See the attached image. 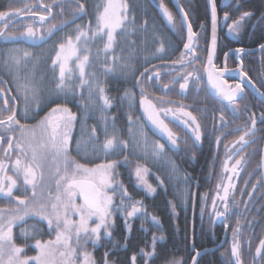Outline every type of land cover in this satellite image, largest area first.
Returning a JSON list of instances; mask_svg holds the SVG:
<instances>
[{
  "label": "flooded vegetation",
  "instance_id": "af4514ba",
  "mask_svg": "<svg viewBox=\"0 0 264 264\" xmlns=\"http://www.w3.org/2000/svg\"><path fill=\"white\" fill-rule=\"evenodd\" d=\"M98 1L100 0H79V3L84 4L85 10L82 15L76 16L74 15L77 11L74 0H0V11L10 12L27 7L38 13L34 17L26 14L21 15L13 21L12 26L7 31L14 35H19V32H15L14 29H19L22 32L27 24H34L40 30L55 24L59 29L45 41L27 39L5 40L0 36V89H4V92L0 94V107H3V98L7 97L9 99V107L14 104L17 107V119L20 120L21 124L29 128L37 126L51 109L57 105L67 107L75 113L77 119L71 128L69 143L71 157L87 167H95L106 160L118 161L119 163L116 167L117 177L122 178V184L131 195L132 201H140L143 205L142 213H138L135 217L127 218L128 223L131 225L130 231H132V224L136 222L142 225L145 224L147 234L155 231V228H159L156 234L159 236L158 242L162 243L168 238L169 234L166 233V228H168L169 231L174 233L173 239L177 240V247H175L177 257L175 261H182V248H184V253L186 254L183 257V261L185 260L186 262L189 256L188 264H191L197 251L220 245L214 250L204 252L197 260L198 264H214V259L203 256L208 253H219L221 249L227 247L231 236L229 221L239 218L241 259H243V264H264V259L255 255L256 247L259 246L260 240L264 239V183L257 186L251 198L248 196V193L252 191V185L257 184V181L263 177L264 123L261 122L260 117L261 114H264V102L252 92L244 81L243 93L237 98L235 105H230L228 101H223L210 92L207 84L208 73L206 71L207 56L212 40V24L208 1L205 0L207 14L202 16L194 12L196 17L193 18L189 15L193 31L198 34L195 41L198 59L191 66H187L186 62L185 68L181 69L180 65L176 64L174 66L175 70H173L172 62L178 60L181 53L185 51L184 44L187 43V29L186 27L173 29L165 25L154 26L151 32L148 26L146 30H141V27L135 28V25L130 23L128 25L127 39L122 40L121 35L117 37L118 44L115 52L123 50L136 55L131 59V70L127 73H121L117 68L115 73L105 76L100 62L103 60L102 54L100 61L93 59L92 66L88 71L95 73L103 82L107 95L112 99L113 106L103 114L99 111V105L95 109L84 107L88 103L86 87L83 92L77 88L74 96L57 95L54 92V84L59 70L57 68L53 71L52 67V59L55 58L58 43L62 42L68 35L74 36L77 25L86 28L91 24L92 27H95L96 3ZM161 1L164 4V0ZM170 1L180 19V13L175 7L173 0ZM260 1L262 0H215L218 19L213 63L217 69H223L225 66L229 69V72L225 73L221 79L227 80L229 85L234 86L236 83L241 82L240 78L235 75H239L238 69L241 67L242 60L243 70L247 72L253 84L261 92H264V85L263 89L259 87V81L263 79V74L261 73L262 57L260 55L263 49H257L264 42L256 44L253 41L256 37L257 28L259 27L260 29L259 24L264 18V2L261 3ZM126 2L129 5V21H132L133 18L135 20L136 11L131 9L132 0H126ZM177 2L189 14L193 0H177ZM249 2H251V7L254 6V11L246 9V4ZM43 5H51L52 10L48 20L44 21L41 26L39 17L47 14ZM187 7L188 10L186 9ZM244 11L251 12L252 16L243 22L238 34L230 32L228 25L238 19ZM226 12L229 16L227 21L224 20ZM140 15L142 16L141 26L145 20L148 23L150 22L148 17H145L146 13L144 10L140 11ZM2 26V23H0V27ZM166 30H168V35L165 32ZM176 30H178L177 34ZM177 39L181 42L179 45L177 44ZM159 41H163L165 45V52L159 54L163 59L154 56L160 46ZM98 47L102 48V44L99 42L92 45L93 56H95ZM17 49L21 51L17 53ZM237 49H243L244 51L237 52ZM24 50L32 53V59L28 62L26 68L23 65L19 68H12L10 62L8 66H5L4 62L10 55H22ZM9 68H11V73ZM145 68H148L149 71L145 73V76H141ZM194 69L197 70L195 75H198L200 79L197 81L194 77H190L186 90L182 91L180 89L179 85L183 83L182 79L172 83L174 79L183 75L184 72H192ZM157 72L159 73V80L155 79ZM32 74H34L32 83L40 89L39 108L37 109L34 104L29 105L27 116H25L24 93H18L17 86L29 83L25 77ZM76 75H78V72ZM76 75L71 80L73 85L79 84ZM146 76H152L153 79L148 80L145 78ZM137 80L140 81L139 85ZM166 84L168 85L167 89L164 87ZM141 86H143L148 98L152 99L158 108H172L176 110V117H180L178 109L183 106L184 111L191 112L196 116L201 126V140L195 141L191 129L182 123V119H186L185 117L178 119L173 117L172 113H169L167 117L161 115V119H164L169 129L175 133L177 145L173 146L171 142H167L156 135L140 106ZM126 91L130 92L133 97L131 107H129L128 99H121ZM81 95H83L84 99H81ZM13 97H16V99L13 100ZM161 101L165 103L161 104ZM167 101L172 103H166ZM221 114L224 116L223 122L220 120ZM253 114L257 121L255 135L252 137L254 143L247 145L239 155L233 156L232 160L228 161L229 167H231L236 159L243 156L245 163L237 169L235 175L231 172L224 173L223 163L227 156L235 151L232 146L239 135L242 134L237 132L236 129L250 125V117ZM101 115L108 117L109 133L112 132V124L114 123L119 138L129 142L128 148L123 151V154L105 157L102 153H93L92 145L88 143L91 129L93 127L96 128L98 139L95 143L97 145L102 144L105 140L103 133L104 123L100 119ZM129 115L133 118L132 133L129 132ZM141 128H143L146 139L141 137L140 147H134V136ZM8 135L12 134L9 133ZM16 136H19V133H16ZM217 137H220L219 144L216 142ZM78 143L81 145L79 151L77 150ZM154 144L165 145L166 157L164 160H154L152 158L151 150ZM6 149L7 142L5 140L0 143V159L7 161L8 157L5 156ZM144 149H147V151H144ZM8 156L14 161L15 151H9ZM125 157H127V161H125ZM169 158L179 168V179L173 178L169 180L168 178L170 168L167 160ZM137 165L148 169L146 179L156 189L154 193H148L143 186L138 184L135 176ZM8 166L11 167L10 164ZM9 175H11V172H9ZM229 175L232 176V183L235 185L234 199L232 196L229 197V211L224 218H218L215 211L223 212L224 203L216 197L217 183L212 195H209L211 183L207 184L208 182H205V180L210 179L213 182L215 178ZM185 176L191 177L187 183L183 180ZM161 180L164 181L162 185L160 184ZM224 182L227 183V180ZM37 191L39 192V189ZM14 194L21 195L23 198V188H19V191L14 190ZM27 195L31 196L30 187ZM214 197H216L217 201L215 211L212 205ZM114 202L117 205L119 204L118 194L114 197ZM173 205H175V211H173ZM10 206L8 200L0 196V207L6 208ZM137 206L139 207L140 205ZM153 216L157 218L158 224L153 222ZM113 219L115 223L109 229L111 233L113 232L112 229H116L117 224L125 222L126 216L122 211H115ZM199 222L201 224L213 223L214 226L218 227V231L223 229L221 238L214 245L203 248L195 246ZM33 223L35 221L29 219L27 224L21 226L31 229ZM40 227L44 229V232L39 238H54V234L49 236L46 223L40 224ZM171 227H173V230ZM14 234L17 236V243H23L22 238L19 237V227L14 228ZM160 237H163V239H160ZM108 239L107 237H102L101 242L94 248L99 249L102 244L105 245L107 243ZM29 242L34 243V240ZM231 246L229 247L230 254ZM90 247L91 245H89L88 251L95 255L96 251L90 249ZM34 254L33 250H28V255ZM215 258L220 259V264L228 263L221 255H216Z\"/></svg>",
  "mask_w": 264,
  "mask_h": 264
},
{
  "label": "snow or ice",
  "instance_id": "6c2138e0",
  "mask_svg": "<svg viewBox=\"0 0 264 264\" xmlns=\"http://www.w3.org/2000/svg\"><path fill=\"white\" fill-rule=\"evenodd\" d=\"M77 11L74 13L80 16L84 13L85 6L79 3V0H74ZM211 6V24H212V49L208 51L206 69L208 73V81L212 85L216 93L223 99L227 100L230 105H235L237 98L243 93L245 79L252 83L247 72L243 70V61L238 69L240 83L234 86L228 84L227 80H222L221 77L229 72L225 66L223 69H217L213 63V56L216 44V27H217V7L215 0H210ZM102 7V10H101ZM163 17L173 29L177 28L173 13L161 2L159 5ZM46 15H40L39 19L41 26L43 22L48 20L51 14V5H43ZM129 5L126 0H107V2L97 6V14L95 17V27L89 24L86 28L77 25L76 34L74 36H66L62 42L58 43L55 52V58L52 59L53 71L58 68V77L55 79L54 92L57 95L64 96L76 95L77 88L83 92L86 87L87 101L85 108L95 109L99 105V111L103 114L107 112L112 105V99L107 95L103 82L96 76L95 73L89 72L88 69L92 66L93 59L100 61L103 54L102 71L105 76L115 73L117 65L121 73H127L131 70V54L125 57H117L113 53L118 44L117 37L128 30L130 23L134 24V18L129 21L128 18ZM63 11V9H61ZM180 13L179 27L187 29V43L184 44V52L181 53L178 60L173 61V70L176 64L183 69L186 66H191L196 56L195 41L198 36L197 32L193 31L189 14L184 10V7L178 5ZM36 16L38 13L30 8L15 9L13 11H0V36L5 40H39L45 41L52 36L55 31H58L57 25L52 24L44 30L37 29L34 24L24 26L22 32L19 29H14L19 32V35H14L7 30L12 26V22L18 19L21 15ZM252 16L249 11H244L238 19L228 25L229 31L238 34L243 22ZM229 19L228 13L224 14V20ZM148 22L145 20L141 26V30H146ZM203 27V26H201ZM99 42L102 48L98 47L93 56L92 45ZM154 56L163 59L162 54L165 52L163 41H159ZM264 49V44L260 45ZM21 50L17 49L19 53ZM237 52H243V49H237ZM32 59V53L26 50L22 55L13 54L5 60V66L9 65L12 68H19L23 65L27 67L28 62ZM149 69L145 68L141 76H145ZM11 73V68H9ZM78 72V75H76ZM197 70L192 72H184L178 76L172 83H180V89L186 90L190 77H194L197 81L200 79L195 75ZM76 75L79 80L78 85L71 84L72 77ZM148 80L153 79L152 76L145 77ZM159 73H156L155 79L159 80ZM29 83L18 85L17 92L24 93L23 101L25 104L24 115L27 116L29 105H35L39 108V92L40 89L32 83L34 74L25 77ZM137 84L140 81L137 80ZM167 89L168 85H164ZM253 87L255 85L253 84ZM141 99L140 106L147 115L148 120L162 133L167 135L168 140L173 146L177 145V138L168 125L161 119V115L167 117L172 113L176 117V110L172 108H158L145 94L143 86L140 88ZM257 91H259L257 89ZM4 89H0V94ZM264 96V92L260 93ZM13 100L16 97L12 98ZM81 99H84L81 95ZM129 100V107L133 99L130 92H125L121 98ZM95 101V103H94ZM102 101V103H100ZM165 103L161 101V104ZM166 103H172L167 101ZM180 112L182 123L189 127L194 135L195 141L201 140L200 124L197 117L191 112L183 110V106L178 109ZM6 113V115H4ZM77 116L67 107L57 105L46 115L37 126L29 128L21 124L17 119V107L15 104L9 107V99L3 98V107H0V143L5 140L7 149L5 156L7 161L0 159V196L8 200L10 207H0V264H96V261L91 252L88 251L89 245L93 248L101 242L102 237L111 238L112 233L109 229L114 225L113 214L115 211H122L125 216V224L129 227L127 218L135 217L138 213H142L143 205L140 201H132V197L128 190L116 179V167L118 161L106 160L104 163L97 164L95 167H87L85 164L77 162L73 159L69 152V143L71 139V128L76 121ZM100 119L104 123L103 133L105 140L102 144L97 145L95 141L96 128L91 129V134L88 143L92 145L93 153H102L105 157L114 154H123V151L128 148V141L121 140L115 130L114 123L112 124V132L108 131V117L101 115ZM114 119V118H113ZM129 120V132L132 133L133 118L131 115ZM220 120L224 121V116L221 114ZM260 120L264 123V114H261ZM256 118L253 114L250 117V125L244 128H237V132H241L237 141L233 144L235 151L231 152L223 163V172H231L233 175L237 173V169L245 163L243 156L235 160V163L229 167L228 161L232 160L233 156L240 154L243 148L250 143H254L252 137L255 135ZM11 133L12 135H8ZM19 133V136H16ZM145 137L143 128L134 136L133 146L140 147V138ZM217 144L220 143V137L216 138ZM239 145V147H237ZM81 145L77 144L79 151ZM15 151V160L8 156L9 151ZM147 151V149H144ZM151 155L154 160H164L166 157L165 145L154 144L151 150ZM127 161V157L124 158ZM170 168L169 180L178 176L179 168L170 158L167 160ZM11 165L9 167L8 165ZM11 172V175H9ZM47 172V177H46ZM148 169L140 165L136 166L135 176L139 185L148 193H154L156 189L147 182L146 175ZM191 177L185 176L183 180L187 183ZM227 180V183L224 181ZM163 180L160 181L162 185ZM261 183H264V177L257 181V184L252 185V191L248 193L251 198L255 193L256 188ZM23 188V198L21 195H15L14 190ZM247 186V185H246ZM29 187L31 188V196L27 195ZM39 189V192L37 191ZM216 197L224 203L223 212L216 210V197L212 199L213 210L218 218H224L229 211V197L234 199L235 185L232 183V176H221L220 183L217 184ZM222 192V195H221ZM119 195V204H115L114 197ZM243 194V193H242ZM137 205H140L139 207ZM175 211V205H173ZM203 211V209H202ZM34 220L31 229L22 227L27 224L28 220ZM153 222L159 223L155 216L152 217ZM46 223L48 234L54 238L42 239L39 238L44 232L40 224ZM19 227V237L23 243H17V236L14 234V228ZM240 230H234L233 243L231 246V264H243L241 259V241ZM163 239V237H160ZM34 240V243H30ZM155 241L153 237V245L151 252L141 251L147 257L155 255ZM126 246V245H125ZM250 247V244H249ZM35 252L34 255H28V250ZM199 253H197L198 255ZM256 257L264 259V239H261L259 246L255 249ZM136 255H132V264H136ZM103 264H110L108 253H105ZM169 264H180L179 261H170ZM193 264H198L195 260Z\"/></svg>",
  "mask_w": 264,
  "mask_h": 264
},
{
  "label": "trees",
  "instance_id": "16d2710c",
  "mask_svg": "<svg viewBox=\"0 0 264 264\" xmlns=\"http://www.w3.org/2000/svg\"><path fill=\"white\" fill-rule=\"evenodd\" d=\"M161 0H155V3L150 2V0H132V6L131 9L136 11V17L142 19V16L140 15V11L144 10L146 15L145 17H148L150 20L148 24V28H150V31L152 32V26H160L165 25L166 27H172L170 24L167 23L166 19L163 17V13L159 7L161 4ZM261 3L264 2V0L260 1ZM163 3V2H162ZM164 5L173 13L175 21L177 23V27H179V17L177 13L174 11L171 1L170 0H164ZM191 10L189 12V15L191 18L196 17V14L194 12H197L199 15L207 14V6L205 3V0H193V3L191 4ZM251 2L246 4V9H250L251 11H254V6H250ZM188 10V7L186 8ZM260 29L257 28L256 37L254 38V42L256 44H261L264 42V18L260 22ZM168 35V30H166ZM176 34L178 33V30L175 31ZM181 42L177 39V44L179 45ZM255 44V45H256ZM262 57V64H261V73L263 74L264 79V49L260 53ZM260 79L259 81V87H263L264 80ZM263 89V88H262ZM264 90V89H263ZM116 179L122 183V178L120 179L116 175ZM221 178H215L212 182L210 179H206L205 182H208L207 184H210L209 186V195H212L213 190L216 188V183H220ZM218 190V189H217ZM216 190V192H217ZM203 198V197H202ZM238 212V210H237ZM215 224V223H214ZM156 227V226H155ZM229 228H230V242L225 247V249H221L219 253H213V254H205L203 257H211L214 259V264H220L219 260L215 258L216 255H221L225 260L228 262L226 264H231V261L233 260V257H231L229 247L233 243V234L235 229L240 230V223L239 218L238 219H231L229 221ZM131 229V225H130ZM159 228H155V231H152V233L148 234L146 233L145 224H139L134 223L132 224V231H129V227L126 226L125 222H122L120 224H117L116 229H112V236L107 240V243L104 245L102 244L101 247L93 248L92 246L90 249L96 251L95 255H93L96 264H103V258L105 256V253H108V260L110 261V264H132L131 257L132 255H136V264H169L170 261H173L176 259L177 255L175 252V247H177V240L173 239L174 233L172 231H169L168 228H166V233L169 234L168 238L165 240V242H158V234H156ZM173 230V227H171ZM223 229H220L218 231V227L213 225V223L209 224H201L198 223V236L197 241L195 243V246L197 248H203L207 246L214 245L222 235ZM153 237H156L155 241V255L152 257H147L143 254L141 251L142 249L144 252H151L152 251V245H153ZM126 245V246H125ZM181 258L182 261L180 264H188L189 262V256L188 259L183 261V257L186 256L184 253V248H182ZM180 251V252H181ZM181 260V259H180ZM243 260V259H242ZM245 263V262H244Z\"/></svg>",
  "mask_w": 264,
  "mask_h": 264
},
{
  "label": "water",
  "instance_id": "95a60500",
  "mask_svg": "<svg viewBox=\"0 0 264 264\" xmlns=\"http://www.w3.org/2000/svg\"><path fill=\"white\" fill-rule=\"evenodd\" d=\"M207 1H208V4H209V10H210V15H211L210 0H207ZM151 2L154 3V0H151ZM173 2H174V4H175V7H176L177 10H178V5H179V4H178L177 0H173ZM185 27H186V26H185ZM215 36H216V33H215ZM260 48H261L260 46L257 47V49H260ZM211 49H212V40H211V45H210V50H211ZM214 53H215V52H214ZM208 67H209V66H208V64H207V68H208ZM235 76L240 78L239 75H235ZM244 82H245V84H246V85L252 90V92L264 102V96H261V95H260L261 91H260L256 86L253 87V82H252V83H249L247 79H245ZM207 84H208V87H209L210 92H211L215 97H217V98H219V99H221V100H223V101H227V100L223 99L220 95H218V94L216 93V90L213 89V87H212V85L209 83V81H207ZM254 85H255V84H254ZM257 89H258L259 91H257ZM141 108H142V107H141ZM142 110H143V108H142ZM143 112H144V110H143ZM144 114H145V113H144ZM145 116H147V115L145 114ZM146 118H147V117H146ZM147 121H149V125H150V127L152 128V130L155 132L156 135H158V136H160L161 138L165 139L167 142H170V141L168 140V138H167V135H166L165 133L160 132L156 127H154V125L151 123L150 120H148V118H147ZM169 144H170V143H169ZM262 171H263V177H264V151H263V157H262ZM219 246H220V245H217V247H219ZM217 247L205 248V249H202V250L197 251V252L195 253L193 259H192L191 264H193L194 258H195V260L197 261L198 258H199V256H200L201 254H203V253L206 252V251L214 250V249L217 248ZM197 253H199V254L197 255Z\"/></svg>",
  "mask_w": 264,
  "mask_h": 264
},
{
  "label": "rangeland",
  "instance_id": "374dc122",
  "mask_svg": "<svg viewBox=\"0 0 264 264\" xmlns=\"http://www.w3.org/2000/svg\"><path fill=\"white\" fill-rule=\"evenodd\" d=\"M107 1L106 0H100V1H98L96 4H97V6L98 5H100V6H102V5H104L105 3H106ZM101 10H102V7H101ZM130 16H132L131 14H130ZM139 19V18H138ZM137 19V17H135V22H134V25H135V28H140L141 27V23H142V20L141 19H139L138 20ZM149 24V23H148ZM152 27H154V25L152 26ZM150 29V28H149ZM121 37H122V40L124 39V40H126L127 39V37H128V30L125 32V33H123V34H121ZM123 52H125V51H123V50H117L116 52H115V56H117V57H125V58H127L130 54H131V57L133 58V57H135L136 55L135 54H132V53H129V52H125L124 54H123ZM102 56H103V54H102ZM117 68L119 69V65H117ZM120 70V69H119ZM103 72V71H102Z\"/></svg>",
  "mask_w": 264,
  "mask_h": 264
}]
</instances>
